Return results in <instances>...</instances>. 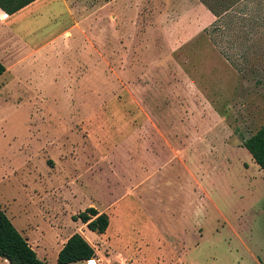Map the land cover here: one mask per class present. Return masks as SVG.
<instances>
[{"label": "rangeland", "instance_id": "1", "mask_svg": "<svg viewBox=\"0 0 264 264\" xmlns=\"http://www.w3.org/2000/svg\"><path fill=\"white\" fill-rule=\"evenodd\" d=\"M244 3L227 28L203 0L17 13L12 48L36 52L0 80V207L39 258L81 232L104 264H264V171L243 146L264 123V0ZM119 200L104 234L72 218Z\"/></svg>", "mask_w": 264, "mask_h": 264}, {"label": "trees", "instance_id": "2", "mask_svg": "<svg viewBox=\"0 0 264 264\" xmlns=\"http://www.w3.org/2000/svg\"><path fill=\"white\" fill-rule=\"evenodd\" d=\"M37 0H0V9L4 11L5 17L20 11L26 6ZM209 8L214 12L217 22L220 26L226 27L228 19L232 17V12L246 5V0H203ZM251 0H248V2ZM255 1V0H253ZM261 4V3H260ZM248 6V5H246ZM228 18V19H227ZM227 19V20H226ZM256 15H250L245 18V25L242 26L243 32L247 36L254 34V28L251 25L252 20H257ZM228 21V22H227ZM224 22V24H223ZM235 30V28H229ZM237 46V43H235ZM251 53L246 50H241V56L231 59L230 62L240 71H244L248 67H241V61L246 63L249 61ZM244 68V69H243ZM251 69V66L246 68ZM245 69V70H246ZM6 71V66L0 60V75ZM243 146L252 155L254 161L264 171V123L252 135L245 138ZM73 220H81L87 225L88 229L104 234L110 226L111 220L107 212H100L96 207L90 206L78 214L73 215ZM97 255L93 245L80 233H73L58 253V264H82V262L95 258ZM0 257L8 260L9 264H50L49 262L39 258L37 251L29 243L28 238L22 234L8 217L5 210L0 207Z\"/></svg>", "mask_w": 264, "mask_h": 264}, {"label": "crops", "instance_id": "3", "mask_svg": "<svg viewBox=\"0 0 264 264\" xmlns=\"http://www.w3.org/2000/svg\"><path fill=\"white\" fill-rule=\"evenodd\" d=\"M38 1V0H37ZM37 1H35V2H37ZM35 2H33V3H35ZM32 3V4H33ZM32 4H30V5H28V6H26L25 8H27V7H29V6H31ZM25 8H23V9H25ZM23 9H21V10H23ZM20 10V11H21ZM1 11H3V10H1L0 9V12ZM19 12V11H18ZM18 12H16L15 14H12L11 16H9V17H5L6 19L5 20H1L0 19V21L1 22H5V21H7L6 22V24L4 23V24H1V26H3L5 29H3V31H0V43H2V44H4L6 47H7V50L9 51H6V52H1L0 51V60L1 61H3V59L5 58V59H7L8 61H10V65L9 66H7L6 67V71L2 74V75H0V80H5V76L7 75V74H9L10 73V68H11V66H12V64H14V63H16L19 59H22V55H24V54H27V53H29V54H32V56H34L33 54L36 52L34 49H33V46H32V44L31 43H27V42H25L23 39V41H22V43L25 45V47H27V49L25 50V52L24 53H22V54H19V53H17V52H15L14 51V49L12 48V44L14 43V42H18V43H20V41H17V39L16 38H13L12 36H11V32H12V26H13V24H14V22H16L17 20H16V18H18V16H17V13ZM7 33H8V36H6L7 35ZM5 65V64H4ZM1 82V81H0ZM155 135H158V136H160L163 140H166L169 144H170V141H169V136H170V132H165V131H158V132H156L155 133ZM177 136V135H176ZM122 200H119V201H112V202H110L107 206H99L97 203H92V205H95L94 207H96L100 212H109V214H110V220H111V223H112V219H113V217H112V215L114 214L115 216L118 214L119 215V209L117 210L116 209V207H118L119 205H120V202H121ZM90 207V206H89ZM111 210H113V212L111 211ZM113 213V214H112ZM75 221V220H74ZM76 221H78L79 222V220H76ZM83 223V222H82ZM111 223H110V226H109V228L107 229V231L106 232H108L109 230H111L112 229V225H111ZM84 224V223H83ZM84 225H86V224H84ZM87 226V225H86ZM125 226H127L126 224H125ZM88 228V227H87ZM120 229L122 230V231H124L125 230V227H124V225H123V223H121V225H119L117 228H114V230H113V232L116 234V235H122V233H125V232H120ZM124 229V230H123ZM91 231V230H90ZM93 232V231H92ZM75 233V232H74ZM81 233V232H80ZM96 233V232H95ZM72 235V234H71ZM70 235V236H71ZM69 236V237H70ZM97 236V235H96ZM63 247V246H62ZM98 264H104L103 263V261L101 260V258L98 260Z\"/></svg>", "mask_w": 264, "mask_h": 264}, {"label": "built area", "instance_id": "4", "mask_svg": "<svg viewBox=\"0 0 264 264\" xmlns=\"http://www.w3.org/2000/svg\"><path fill=\"white\" fill-rule=\"evenodd\" d=\"M4 16H5V13H4ZM96 261V263L98 262V259H96V258H92V259H90V260H87V261ZM98 264V263H97Z\"/></svg>", "mask_w": 264, "mask_h": 264}]
</instances>
